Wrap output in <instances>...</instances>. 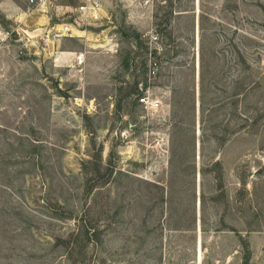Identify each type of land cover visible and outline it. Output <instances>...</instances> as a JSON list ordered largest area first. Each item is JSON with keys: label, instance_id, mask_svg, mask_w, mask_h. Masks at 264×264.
Listing matches in <instances>:
<instances>
[{"label": "rangeland", "instance_id": "rangeland-1", "mask_svg": "<svg viewBox=\"0 0 264 264\" xmlns=\"http://www.w3.org/2000/svg\"><path fill=\"white\" fill-rule=\"evenodd\" d=\"M0 264H264V0H0Z\"/></svg>", "mask_w": 264, "mask_h": 264}, {"label": "built area", "instance_id": "built-area-1", "mask_svg": "<svg viewBox=\"0 0 264 264\" xmlns=\"http://www.w3.org/2000/svg\"><path fill=\"white\" fill-rule=\"evenodd\" d=\"M32 1H34V0H32ZM85 8L86 7H81V9L82 10H85ZM89 8V7H88ZM98 8V9H97ZM90 10H91V7H90ZM92 10H94V17L97 19V18H99V15L97 14V12L100 10L99 9V6H98V4H96L95 6L93 5L92 6ZM62 32L61 33H69V32H71V29H70V27L69 26H66L65 28H63L62 30H61Z\"/></svg>", "mask_w": 264, "mask_h": 264}, {"label": "crops", "instance_id": "crops-1", "mask_svg": "<svg viewBox=\"0 0 264 264\" xmlns=\"http://www.w3.org/2000/svg\"><path fill=\"white\" fill-rule=\"evenodd\" d=\"M70 53H72V52H64V53L61 55V57L66 56L65 58H69V57H67V56H68V54H70Z\"/></svg>", "mask_w": 264, "mask_h": 264}]
</instances>
